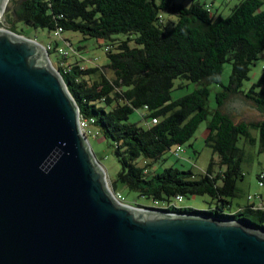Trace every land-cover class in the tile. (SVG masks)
Segmentation results:
<instances>
[{
	"label": "trees",
	"instance_id": "16d2710c",
	"mask_svg": "<svg viewBox=\"0 0 264 264\" xmlns=\"http://www.w3.org/2000/svg\"><path fill=\"white\" fill-rule=\"evenodd\" d=\"M263 5L264 0H241L224 17L195 0L189 7L175 0H13L7 17L11 29L20 35L24 34L17 30V22L54 32L61 28L62 33H79L84 40L111 41L105 48L107 66L97 65L95 59L89 63L79 47L71 58H60L63 66L57 70L81 119L109 142L121 164L113 192L122 193L121 185L156 205L137 204L138 208L242 221L264 232V209L248 200L234 202L240 196L237 183L244 178L246 146H257L258 154H264V120L234 121L223 111L225 102L238 94L264 110V74L243 89L264 53ZM163 12L177 17L171 28L165 26ZM116 35L123 37L113 38ZM64 41L72 48L69 40ZM227 63L232 65L231 79L217 93L218 109L211 111L208 84L222 85ZM178 79L201 86L173 100ZM140 110L144 111L145 127L130 121ZM153 119L158 123L151 124ZM203 121H208L206 144L223 169L215 173L213 159L199 178L190 170L174 167L158 173L156 166L162 157L187 144ZM177 196L184 200L208 196L215 207L207 211L177 209L173 207Z\"/></svg>",
	"mask_w": 264,
	"mask_h": 264
},
{
	"label": "water",
	"instance_id": "95a60500",
	"mask_svg": "<svg viewBox=\"0 0 264 264\" xmlns=\"http://www.w3.org/2000/svg\"><path fill=\"white\" fill-rule=\"evenodd\" d=\"M80 118L47 49L0 29V264H264L242 221L117 202Z\"/></svg>",
	"mask_w": 264,
	"mask_h": 264
},
{
	"label": "rangeland",
	"instance_id": "374dc122",
	"mask_svg": "<svg viewBox=\"0 0 264 264\" xmlns=\"http://www.w3.org/2000/svg\"><path fill=\"white\" fill-rule=\"evenodd\" d=\"M13 0H9L4 14L0 18V29L8 30L14 32L15 30L11 29V24L9 23L7 12L8 6L12 5ZM201 4H206L214 12H219L222 16L227 17L231 14L232 9L239 4L241 0H195ZM175 2L183 4L186 7H189L193 0H175ZM264 10V5L263 8ZM162 16L164 17V23L167 28H171L173 23L177 22V17L168 12H163ZM17 30L24 34L26 38L36 40L38 43L43 45L45 48H49L50 59L54 68L57 69L59 66V60L62 58L60 50L68 53V56L71 58L74 55V50H79V47L82 49L79 52L82 53V56L86 57L93 62L95 59L96 64L105 67L109 63V58L105 51L107 45L111 43L107 39H88L84 40L83 36L75 32H63L61 37L55 35L54 31H49L48 29L34 28L31 25L24 24L22 22L16 23ZM15 33V32H14ZM17 34V33H16ZM20 35V34H19ZM122 35H116L113 38H121ZM64 40H69L72 44V48L67 45ZM264 74V53H262L259 59L255 62V65L252 67L250 81L244 82L243 89L247 90L252 84L258 82V80ZM107 75L111 76V72L107 71ZM232 75V65L227 63L224 65V70L221 75L220 84L210 83L208 84L210 88V96L208 98V108L213 111L218 109L217 103V93L223 90L222 86H228ZM201 85L178 79L175 81L174 89L172 91V99L178 100L193 91H195ZM223 111L229 114L234 121H245L253 122L264 120V110L260 108L252 101L246 99L243 95H232L224 104ZM143 110L134 112L131 117V122H138L141 126H146V123L142 119ZM207 124L208 121H203L195 135L192 139L180 147V155L176 157L173 153H167L162 157V163L160 162L156 166L158 173H161L165 167H174L179 170L192 171L195 174L196 178H199L200 175L204 174L208 170L210 162L214 159L215 166L214 171L219 172L223 168L217 164L218 157L215 155L211 148L206 144V135H207ZM89 135L88 141L90 148L93 152L95 159L102 166L107 185L111 191L112 183L117 180L118 174L121 171V164L118 161V158L114 154L113 148L110 146L109 142L106 141L103 136L99 135L96 132ZM253 136L258 137V132L253 131ZM189 145H192L190 147ZM243 145V141H240V146ZM247 158L242 164V171L244 173V178L238 181L237 186L240 190V196L235 199V204L240 203L244 204L247 202L250 195H261L264 197V187L259 186L258 176L261 173H264V154H258L257 146H246ZM119 190L122 191V195L125 197V204L136 206L143 205L147 207H156L154 202L151 199H145L138 197L136 193L128 192L125 189H122V186L119 185ZM159 207V206H158ZM182 207L192 208L200 211H207L210 208L215 207V203H211V199L208 196H189L186 197Z\"/></svg>",
	"mask_w": 264,
	"mask_h": 264
},
{
	"label": "built area",
	"instance_id": "2783aa9c",
	"mask_svg": "<svg viewBox=\"0 0 264 264\" xmlns=\"http://www.w3.org/2000/svg\"><path fill=\"white\" fill-rule=\"evenodd\" d=\"M61 34H62V29L59 28L56 32H55V35L58 36V37H61ZM47 51L49 50V48H46ZM62 56L64 57H67L68 56V53L65 52V51H62L60 50ZM59 66H63V63H59ZM158 123V119H153L151 124H157ZM80 128L82 130V133L88 138L89 135L93 134L91 129H90V122L89 121H86V120H83L80 118ZM180 147H176L174 150H173V154L176 156V157H179L180 155ZM258 179H259V186L260 187H264V173H261L259 176H258ZM113 196H114V199L121 203V204H125V198L124 196L121 194V193H115L113 192ZM248 201L250 203H253L256 207L258 208H263L264 209V197L261 196V195H250L248 197ZM184 203V198L182 196H177L174 203H173V207L177 208V209H180L181 208V205ZM169 213V212H168ZM170 214H175V213H170ZM177 214V213H176Z\"/></svg>",
	"mask_w": 264,
	"mask_h": 264
},
{
	"label": "bare ground",
	"instance_id": "6f19581e",
	"mask_svg": "<svg viewBox=\"0 0 264 264\" xmlns=\"http://www.w3.org/2000/svg\"><path fill=\"white\" fill-rule=\"evenodd\" d=\"M8 2H9V0H7V2H6V4H5V7H7ZM2 15H3V12H1V14H0V18H1Z\"/></svg>",
	"mask_w": 264,
	"mask_h": 264
}]
</instances>
